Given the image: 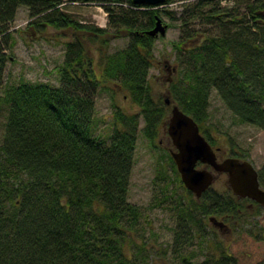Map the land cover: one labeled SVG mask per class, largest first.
<instances>
[{"label": "trees", "instance_id": "1", "mask_svg": "<svg viewBox=\"0 0 264 264\" xmlns=\"http://www.w3.org/2000/svg\"><path fill=\"white\" fill-rule=\"evenodd\" d=\"M66 1L120 5L104 6L110 19L102 29L63 12ZM224 1L233 6H222ZM179 2L182 34L174 47L175 75L181 77L168 85L173 103L205 135L211 94L217 91L240 122L264 130V0H166L165 7ZM22 6L30 11L31 34L47 28L69 32L58 87L21 82L4 90L11 29ZM162 13L174 19L166 8L133 0H0V114L6 116L0 264H145L136 243L145 237L143 212L128 193L141 117L145 137L155 142L170 114L163 100H155L149 79L155 38L147 31ZM123 33L130 37L127 48L111 54V42ZM111 85L125 91L141 113H126L113 97L115 128L108 143L93 135L92 125L97 92L114 91ZM260 181L264 187V173ZM189 196L187 204L179 201L174 208L178 248L200 239L201 264H235L224 245L210 238L205 220H238L247 201L230 191L208 190L200 200Z\"/></svg>", "mask_w": 264, "mask_h": 264}, {"label": "rangeland", "instance_id": "2", "mask_svg": "<svg viewBox=\"0 0 264 264\" xmlns=\"http://www.w3.org/2000/svg\"><path fill=\"white\" fill-rule=\"evenodd\" d=\"M232 3L224 1L222 6L231 7ZM179 4L163 7L174 13V19L170 20L162 13L165 23H172V26L165 37L159 36L155 40V62L150 69V84L156 101H164L169 81L181 77L180 73L175 75L173 71L174 67L179 66V51L174 46L182 34V9ZM61 9L80 22L96 23L94 16L97 15L105 18L107 26L109 24V14L105 15V9L96 3L66 1ZM30 21L29 9L20 7L11 29L14 45L8 51L11 59L5 68L4 90L21 82H43L54 87L61 83L59 68L65 60L69 32L47 28L31 34L28 29ZM129 41L130 37L123 33L122 37L111 42L109 52L112 54L127 48ZM112 87L114 91L106 89L97 92L92 125L93 135L109 140L108 143L115 128L113 113L116 107L113 105V97L117 106L126 113H141V108L132 102L125 91L117 86ZM5 121L6 116L1 113L0 142L4 135ZM144 127L145 121L141 117L128 193L129 202L139 206L143 212L145 237H142L143 242L140 239L136 241L137 246L143 249L145 264H184L185 258L192 264H201L205 260V252L200 239H194L193 244L182 245L180 249L175 239L179 229V219L174 211L176 203L181 201L187 204L192 198L181 182L180 174L177 173L178 176L174 171L169 155L173 146L166 127L160 130L155 142L145 137ZM204 128L205 136L211 140L215 149H219V160L234 154L243 155L263 175L264 130L240 122L217 91L211 94L209 119ZM202 167L199 165V168ZM211 189L225 194L229 189L226 175L218 177ZM248 204L249 210L244 211L238 220L225 221L218 218L227 225L224 231L212 225L210 217L205 220V230L210 233L211 239L224 245L235 264H264V208Z\"/></svg>", "mask_w": 264, "mask_h": 264}, {"label": "water", "instance_id": "3", "mask_svg": "<svg viewBox=\"0 0 264 264\" xmlns=\"http://www.w3.org/2000/svg\"><path fill=\"white\" fill-rule=\"evenodd\" d=\"M165 1L137 0L139 4L151 6L161 5ZM167 31L168 25L157 17L154 28L148 31L147 34L158 38L159 36H166ZM165 102L168 106H171L167 131L177 149L172 151L171 154L185 187L194 193L197 198H200L214 183L216 179L214 172L219 175L226 173L228 183L234 194L242 198H251L264 205V191L260 188L258 173L254 167L247 161L243 162L234 158H228L221 162L217 161L215 151L201 134L195 120L184 113L179 106L172 105L169 98H166ZM199 162L211 166L214 172L206 168L197 169ZM211 220L220 228H224V224L218 222L215 218Z\"/></svg>", "mask_w": 264, "mask_h": 264}, {"label": "bare ground", "instance_id": "4", "mask_svg": "<svg viewBox=\"0 0 264 264\" xmlns=\"http://www.w3.org/2000/svg\"><path fill=\"white\" fill-rule=\"evenodd\" d=\"M136 4H139L138 2H137V0H133ZM78 3H80V2H78ZM89 3H96V4H98V5H100L101 6V8H104V6H112V7H117V6H119L120 4H118V3H114V2H104V3H102V2H89ZM89 3H82V4H89ZM165 3H166V1L163 3V4H161V5H157V6H151V5H148V4H141V5H148V6H150V7H152V8H162V7H165ZM124 7L125 8H129V7H131V8H134V6H131V5H129L128 3H124ZM140 5V4H139ZM136 9V8H135ZM105 15L107 14V16H108V12L105 10ZM100 17H102V19L100 18ZM157 17H159V18H161L162 19V21L164 22V24H166L165 23V21H164V19L161 17V16H157ZM94 18H95V20H96V23H94L93 22V24H95V25H100L99 23H103V25H101V28L102 29H107L108 28V26H109V24H108V26L106 25V22H105V18L103 17V16H97V15H95L94 16ZM156 21H157V18H156ZM97 22H99V23H97ZM155 24H156V22H155ZM155 26V25H154ZM154 28V27H153ZM152 28V29H153ZM151 29V30H152ZM150 31V30H149ZM148 32V31H147ZM148 36H150V35H148ZM150 37H152V36H150ZM154 38V37H153ZM149 79H150V75H149ZM171 79V78H170ZM173 80V79H172ZM172 80H170L169 81V83H171L172 82ZM166 98H169L170 99V101H171V104L172 105H177V104H175V103H173V101H172V99H171V97H170V95H169V92H168V90H167V96L164 98V101L166 100ZM178 106V105H177ZM212 217V216H211Z\"/></svg>", "mask_w": 264, "mask_h": 264}]
</instances>
